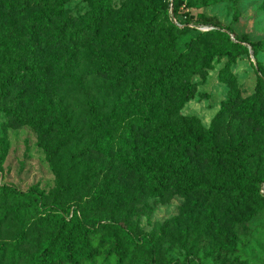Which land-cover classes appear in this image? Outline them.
<instances>
[{
    "label": "rangeland",
    "instance_id": "obj_1",
    "mask_svg": "<svg viewBox=\"0 0 264 264\" xmlns=\"http://www.w3.org/2000/svg\"><path fill=\"white\" fill-rule=\"evenodd\" d=\"M149 1L161 14L152 45L143 62L121 77L114 76L113 60L136 47L134 22L145 17L148 0H106L94 23V0L0 3V83L9 72L21 75L0 97V184L25 192L0 196V241L6 242L0 264H26L44 239L58 246L73 224L80 228L74 261L55 264H115L117 258L119 264H264V200L233 206L231 182L221 196L206 193L229 169L205 146L155 150L151 142L164 128L210 137L218 148L231 141L251 173L264 175V0ZM171 3L188 20L182 31L172 30L164 16ZM59 5L58 15L40 19ZM205 18L246 48H232L228 65L211 37L218 28L201 22ZM197 35L206 42L186 60L191 95H177L180 82L163 94L149 88L162 57L183 53ZM23 64L33 72H24ZM88 100L105 116L106 154L90 145ZM245 105L248 113L239 108ZM179 156L205 187L185 191L173 177L153 192L138 162ZM54 212L67 221L55 220ZM19 233L22 241L15 245Z\"/></svg>",
    "mask_w": 264,
    "mask_h": 264
},
{
    "label": "trees",
    "instance_id": "obj_2",
    "mask_svg": "<svg viewBox=\"0 0 264 264\" xmlns=\"http://www.w3.org/2000/svg\"><path fill=\"white\" fill-rule=\"evenodd\" d=\"M106 0H94V3L97 6V15L92 16L91 22L94 23L98 20L99 11L98 8L102 7L105 4ZM0 3H4L3 0H0ZM174 5L171 3V10L169 6L164 11V16L167 19L170 28L175 31H182L186 28L187 18H179L174 11ZM61 5L57 6L54 12L42 13L40 19L50 20L55 15L59 14ZM147 13L144 18L139 19L134 22L137 29V38H136V47L132 50H124V54L121 57H116L113 60L115 65L112 67L114 70V76L121 77L123 72L133 70L137 65L141 64L143 60L147 57L148 48L152 45L151 41V31L158 24L159 15H161L159 10L155 7L151 1L146 2L145 8ZM171 17H174L175 20L179 23L177 25L172 21ZM203 23L211 24L218 29L214 30L211 33L213 40L220 43V48L217 49L216 53L219 55L227 56L226 65L230 63L235 57V51L232 48H243L246 49L243 45L240 44V41L236 38L235 40L230 39V34L224 30H220L224 27H220L214 21L209 19H202ZM117 45L120 46L118 40ZM199 42V43H198ZM206 42L202 35H197L194 39L186 43V50L183 53H173L170 57H162L160 63L155 66L152 71L151 78L149 80V88H153L157 93L163 94L172 89L174 85L180 84L177 87V95L181 99L188 98L192 91L193 85L189 83L188 78L184 76V71L188 68L186 60H188L189 54L193 51L196 45ZM247 44L252 48H255L256 44L250 41H246ZM24 72L31 74L34 68L31 65L23 64L20 67ZM110 69V68H109ZM21 75L17 73L9 72L0 83V97L4 94L3 88L8 86L14 78H19ZM88 109L87 116L90 120L89 134H90V145L95 150L100 152L107 153L108 149V129L105 128L106 120L105 116L99 113L95 104L91 101H87ZM243 109L244 112H247L248 106L239 107ZM3 108H0L2 110ZM144 122H148V119L142 118ZM158 126V123H156ZM163 128V127H162ZM152 147L155 150L164 148L168 149L171 146H181L183 148L189 147L194 148L197 145L205 146V149L215 157H220L223 159L224 163L228 164L229 174H226V178L222 180L217 185L209 184L206 187V193L210 190L218 193L217 196L223 195L226 191V186L231 182L232 189L231 192L233 198V206L238 204H245L247 200L251 198H261L264 200V186L257 187L255 183L264 182V175L260 178H256V175L252 174L248 168L245 157L241 154L240 147L238 144L231 141L224 142L222 148H218L210 139V137H204L199 134L183 133L180 131L171 130L164 128V130L152 139ZM123 164L132 167V164L128 159L121 160ZM186 160L181 156L178 157L175 161L159 159L158 161L152 158H149L142 162H138L137 169L141 171L143 175L146 176L148 182L151 185V190L157 192L163 190L167 187V181L170 178L176 177L180 180V184L185 191H192L195 189L201 190L205 187L204 182L201 180L195 179L193 175L186 169ZM213 169L215 172H221L222 168L217 162L213 163ZM228 179V180H226ZM233 180V181H232ZM203 191V192H204ZM26 192H34L32 189H28ZM25 192L18 191L14 187L7 184H0V196L17 198L23 195ZM37 204L34 203V206ZM63 213L68 214V210ZM55 220L61 222H66L65 215L58 212L52 213ZM13 218H17L16 213L12 214ZM3 217H0V222ZM81 226V225H80ZM80 228L76 229V225L69 226L61 234V242L58 246H55V241L53 238L44 239L41 246L36 249V251L30 255L29 260L26 264H55L59 260H65L69 262L74 261V241L77 231ZM145 241L149 244V247L152 248V243L150 239L142 236ZM140 240V239H139ZM22 241V234H16L15 245ZM6 242L0 241V258L5 255ZM16 251V246H12L8 249L6 253L7 259L12 260L13 254ZM120 263V258H117L115 264Z\"/></svg>",
    "mask_w": 264,
    "mask_h": 264
},
{
    "label": "built area",
    "instance_id": "obj_3",
    "mask_svg": "<svg viewBox=\"0 0 264 264\" xmlns=\"http://www.w3.org/2000/svg\"><path fill=\"white\" fill-rule=\"evenodd\" d=\"M172 21L175 22L177 25H179V23L175 20L174 17H171Z\"/></svg>",
    "mask_w": 264,
    "mask_h": 264
}]
</instances>
